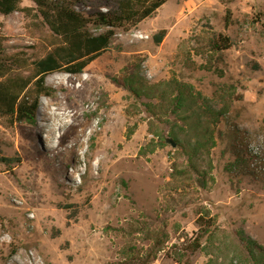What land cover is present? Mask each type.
<instances>
[{"label": "rangeland", "instance_id": "obj_1", "mask_svg": "<svg viewBox=\"0 0 264 264\" xmlns=\"http://www.w3.org/2000/svg\"><path fill=\"white\" fill-rule=\"evenodd\" d=\"M27 23L0 15L6 53L31 45ZM263 23L264 0H168L82 74L48 75L32 121L0 120V156L20 159L0 163V264H239L245 239L264 248ZM230 132L253 174L226 172Z\"/></svg>", "mask_w": 264, "mask_h": 264}, {"label": "trees", "instance_id": "obj_2", "mask_svg": "<svg viewBox=\"0 0 264 264\" xmlns=\"http://www.w3.org/2000/svg\"><path fill=\"white\" fill-rule=\"evenodd\" d=\"M167 1L105 0V11H101L93 6V0H30V7L22 6L23 0H0V15L22 14L28 20L26 29L32 39L31 45L24 50L8 54L0 24V120L8 126L32 121L41 98L53 96V90L45 85L48 75L82 74L91 62L108 50L116 30L129 29L152 18ZM79 6L88 10L78 11L76 7ZM91 28L105 31L93 34ZM165 35V30L158 31L153 36L154 44L159 45ZM211 47L219 52L229 49L231 43L227 37L218 35L211 40ZM230 136L235 137L230 147L233 159L225 165L226 172L253 174L252 162L237 141L238 134L230 132ZM172 141L178 144L176 137ZM0 163L9 167L19 164L20 159L0 156ZM257 174L264 176V171H257ZM197 226L206 234L214 222L199 218ZM199 240L195 239L185 250L190 254L196 252L200 248ZM245 240L247 251L243 252L239 264H264V248ZM176 262L181 264L182 257Z\"/></svg>", "mask_w": 264, "mask_h": 264}, {"label": "bare ground", "instance_id": "obj_3", "mask_svg": "<svg viewBox=\"0 0 264 264\" xmlns=\"http://www.w3.org/2000/svg\"><path fill=\"white\" fill-rule=\"evenodd\" d=\"M75 178H79L78 176H75Z\"/></svg>", "mask_w": 264, "mask_h": 264}]
</instances>
